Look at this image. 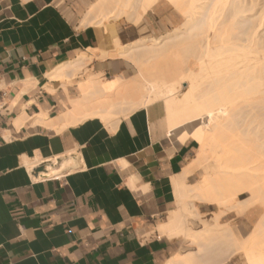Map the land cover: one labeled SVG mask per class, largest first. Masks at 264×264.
Segmentation results:
<instances>
[{
    "label": "crops",
    "instance_id": "1",
    "mask_svg": "<svg viewBox=\"0 0 264 264\" xmlns=\"http://www.w3.org/2000/svg\"><path fill=\"white\" fill-rule=\"evenodd\" d=\"M116 35L121 43L123 29ZM104 48L102 27L82 26L58 0H0V85L9 110L0 114V264H166L180 253L179 237L159 227L177 209L172 177L200 145L171 141L163 101L113 126L99 117L60 131L37 122L41 111L58 116L79 95L76 80L47 74ZM109 55L93 54L77 79L132 77L130 63ZM25 157L40 161L30 171ZM56 158L62 170L49 176Z\"/></svg>",
    "mask_w": 264,
    "mask_h": 264
},
{
    "label": "bare ground",
    "instance_id": "2",
    "mask_svg": "<svg viewBox=\"0 0 264 264\" xmlns=\"http://www.w3.org/2000/svg\"><path fill=\"white\" fill-rule=\"evenodd\" d=\"M164 5L170 10L167 21L171 29L139 42L121 44L108 22L124 17L140 24L150 10ZM89 9L84 15L86 25L104 21L105 48L90 49L92 55L104 57L115 52L126 57L138 68L137 76L105 81L91 73L78 80L93 59L81 51L76 59L47 74L61 81L76 80L79 95L64 104L58 116L41 111L37 122L60 131L99 117L113 126L135 110L163 101L171 141L183 143L193 138L200 149L189 165L172 177L178 208L159 227L160 232L168 237H193L196 230L191 231L189 223L196 214L193 198L218 205L221 216L227 211L242 216L252 212L255 228L249 239L245 236V255L249 264H264V0H99ZM183 83H188L184 91ZM26 119L25 114L20 124ZM60 158L49 165V176L61 172L57 167ZM38 160L36 157L31 162L25 157L24 164L31 171ZM196 169H203L205 174L198 185L189 188L186 181ZM243 194L249 197L241 200ZM208 226L203 229L208 230ZM229 227L225 229L232 240L238 233L233 235L234 227ZM236 238L238 246L236 242L242 238ZM206 245L202 244L203 248H212ZM192 249L177 253L166 264L227 261L226 255L216 263H205L196 255L198 248Z\"/></svg>",
    "mask_w": 264,
    "mask_h": 264
},
{
    "label": "rangeland",
    "instance_id": "3",
    "mask_svg": "<svg viewBox=\"0 0 264 264\" xmlns=\"http://www.w3.org/2000/svg\"><path fill=\"white\" fill-rule=\"evenodd\" d=\"M98 1L99 0H58V4L60 5V7H62L68 13V15L73 20L80 22V24L83 26V25L87 24L85 17L87 15L88 11L90 10L89 8H91V5L93 6V5H95V3H98ZM169 12H170L169 8H167L164 5L161 7H155L153 10H150L147 14H145L146 16L144 15L142 23H140V24H137L133 20H129V19L124 18V17H120L119 19L114 20V22H113V20L108 21V22L112 23L115 31L118 29L122 31V29H123V32L125 33V37L123 39H121V44H132V43L144 40L146 37H150V36L155 37V36H158V35L164 33L165 30H170L171 25L167 21V18H169ZM84 15H85V17H84ZM101 17L99 20H101ZM103 22L104 21H102V23H97L98 26L103 27V24H104ZM91 25H94V24H91ZM109 56L121 57L123 60L130 63L133 67L132 68V72H133L132 77H130V78H135L137 76L138 68L135 66V64L133 62H131L130 59L123 57L121 55L119 56V55H117V53H115V55H109ZM87 71H88V67L86 65L82 69V71L79 75H81V74H83V72L85 73ZM105 78H106L105 76H101L100 79H104L106 81ZM108 78L109 79H107V80H110V77H108ZM74 81L75 80H73V82ZM187 86H188V83H183V87L181 90L182 91L186 90ZM195 154L191 157V159L194 158ZM204 174H205V171L203 169L202 170L196 169L194 171L193 175H191V177H188V179L186 181L189 184L188 186H190L189 188H193V187H195V185H198L197 182L198 183L200 182V180L203 178ZM248 197H249L248 194H243L240 197V199L245 200ZM193 199H194L193 204L195 206H194V209H192V210H195L196 214L193 215L194 217L192 216L194 218L192 221L193 222L195 221L196 223L193 224V222H191V221L189 223H190V226L192 227L191 231H193V230L199 231L198 229H200V231H199V234L197 233V235H196L198 239L197 238L194 239V237H196V236H194V234H196V231H194V234H193V232L190 231L193 234L192 235L193 237H191V238L190 237H183V236L179 237V241L181 243L180 252L185 251L188 248L189 249L194 248V250H196L198 248L197 249L198 251L196 250L197 251L196 255L200 261H204L205 263L211 262V261H214L216 263L219 259H221L222 257H226V255H227V257H226L227 261H224V262H229L230 264H249L247 261L246 255H245L244 245L246 242L245 236H247L249 239L251 237L250 233L255 228V220L256 219H252L254 213L247 212L242 216L236 211L239 214V217H238L237 216L238 214L235 211H227L226 214H224V216H221L223 214L222 208H220L218 205H216L214 203L211 204V203L203 202L202 200L196 199V198H193ZM176 200H177V198H176ZM191 200H192V198H191ZM177 208H178V202H177ZM175 210L170 213L168 220L170 219L171 215H173ZM220 210H221V212H220ZM214 214H215V216H214ZM218 214H221V215H218ZM216 215L218 217L215 219ZM208 220L210 221L211 225H210ZM217 222L219 223V225ZM214 223L216 226H214ZM205 224L206 225L209 224L208 230L203 229V226L205 227ZM217 226L220 227V229ZM229 226H232L231 228L234 227L233 228V230H234L233 235L238 233V234H236L238 236V238H240V239L242 238V240L245 239V241L241 240V242H240V240L238 239L236 243L237 244L239 243V244L237 246L234 243L237 239L236 238L237 236L235 237V235H234L235 238L232 236V240H231L230 239L231 234L228 230H226V229H228ZM225 227H226V229H225ZM212 229H213L214 233L212 232ZM229 229H230V227H229ZM207 232H209V233H207ZM227 232L230 234V235L228 234L229 236H227ZM204 233L207 234V236H205ZM231 233H232V231H231ZM220 234H221V237H220ZM225 234H226V236H225ZM199 235H201L200 238L198 237ZM202 236H204V238ZM224 236L227 238L223 240V238H225ZM201 238H203V241ZM192 239H193V241H192ZM199 239H200V241H199ZM234 239H235V241H234ZM230 240L233 242H231ZM194 241L195 242L197 241L198 243H196V244L198 246L201 245V248L198 247ZM211 241H212V243H211ZM227 241H228V243H227ZM242 242H243V244H241ZM202 244L203 245L207 244L206 247L211 246L212 248L206 249L204 246V248H205L204 249ZM232 244H233V246H232ZM199 248H200V250L203 249L204 251H202V250L199 251ZM233 248H234V251H233ZM205 250L208 252V255H206L207 252ZM237 250H238V252H236ZM214 253H215V255H214ZM229 255H230V257H228ZM202 258L203 259L205 258V259L202 260Z\"/></svg>",
    "mask_w": 264,
    "mask_h": 264
},
{
    "label": "built area",
    "instance_id": "4",
    "mask_svg": "<svg viewBox=\"0 0 264 264\" xmlns=\"http://www.w3.org/2000/svg\"><path fill=\"white\" fill-rule=\"evenodd\" d=\"M0 79H1V75H0ZM6 96H7V92L3 88H1L0 85V114L9 113Z\"/></svg>",
    "mask_w": 264,
    "mask_h": 264
}]
</instances>
